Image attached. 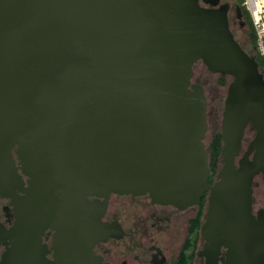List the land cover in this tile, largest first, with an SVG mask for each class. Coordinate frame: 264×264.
Instances as JSON below:
<instances>
[{"label":"water","instance_id":"water-1","mask_svg":"<svg viewBox=\"0 0 264 264\" xmlns=\"http://www.w3.org/2000/svg\"><path fill=\"white\" fill-rule=\"evenodd\" d=\"M230 8L0 0V192L28 227L37 214L41 232L58 225L82 236L90 197L149 195L185 209L209 194L206 264H264V209L253 212L257 178L264 188V73L235 38ZM199 63L231 80L213 185L209 102L193 82ZM16 188L24 198L15 200Z\"/></svg>","mask_w":264,"mask_h":264},{"label":"flooded vegetation","instance_id":"flooded-vegetation-1","mask_svg":"<svg viewBox=\"0 0 264 264\" xmlns=\"http://www.w3.org/2000/svg\"><path fill=\"white\" fill-rule=\"evenodd\" d=\"M240 14L237 5H231V30L238 23L248 26L242 10ZM23 179L27 187L28 178ZM218 180L219 171L212 172L209 184ZM255 183L259 184L254 185L253 195L256 215L264 209V188L261 178ZM14 196L20 200L25 193L16 188ZM208 197L185 209L154 203L149 195L90 197L89 233L72 236L61 235L58 225L41 232L37 214L30 219L32 228L28 227L29 219L14 199L0 192V264H206L200 253L205 245L202 226Z\"/></svg>","mask_w":264,"mask_h":264},{"label":"rangeland","instance_id":"rangeland-1","mask_svg":"<svg viewBox=\"0 0 264 264\" xmlns=\"http://www.w3.org/2000/svg\"><path fill=\"white\" fill-rule=\"evenodd\" d=\"M240 1L242 0H223L222 2L229 3L230 5L235 7V5L239 6ZM253 27L257 35L256 48L250 38V29L248 26L240 27L238 23L237 26L232 27V32L234 33L237 41L250 55L255 56L256 54H260L264 56V20L260 27L256 28L254 24ZM194 71H195V76L193 82L201 84L205 88L209 102V106H208L209 131L205 139L206 146L209 149L214 134L217 132H221V122L224 111V103L227 96L228 85L231 80L228 77H225V79L222 80L220 75L211 73L202 63L197 64L194 68ZM253 136H254L253 133L247 132L245 137L246 142L244 149L247 148Z\"/></svg>","mask_w":264,"mask_h":264},{"label":"trees","instance_id":"trees-1","mask_svg":"<svg viewBox=\"0 0 264 264\" xmlns=\"http://www.w3.org/2000/svg\"><path fill=\"white\" fill-rule=\"evenodd\" d=\"M239 6L242 10V13L244 15L245 21L250 29V38L255 45L256 48V43H257V35L256 31L253 27V22L250 16V13L247 11V9L243 6V1H240ZM261 72L264 73V56L260 54L255 55ZM222 80L225 79L224 76H221ZM224 83V82H223ZM221 150H222V140H221V132H217L214 134L210 146H209V152H210V166L213 170V173L215 174L218 172L221 168Z\"/></svg>","mask_w":264,"mask_h":264},{"label":"built area","instance_id":"built-area-1","mask_svg":"<svg viewBox=\"0 0 264 264\" xmlns=\"http://www.w3.org/2000/svg\"><path fill=\"white\" fill-rule=\"evenodd\" d=\"M243 6L250 13L252 22L256 28L260 27L264 20V0H242Z\"/></svg>","mask_w":264,"mask_h":264}]
</instances>
